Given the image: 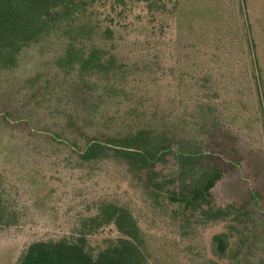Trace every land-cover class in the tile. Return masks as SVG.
Listing matches in <instances>:
<instances>
[{"label": "rangeland", "instance_id": "374dc122", "mask_svg": "<svg viewBox=\"0 0 264 264\" xmlns=\"http://www.w3.org/2000/svg\"><path fill=\"white\" fill-rule=\"evenodd\" d=\"M87 17L110 69L60 68L57 35L0 68V264L62 239L97 255L125 237L110 205L148 264H264V0H97ZM135 141L167 149L146 163ZM206 166L223 176L194 202Z\"/></svg>", "mask_w": 264, "mask_h": 264}, {"label": "trees", "instance_id": "16d2710c", "mask_svg": "<svg viewBox=\"0 0 264 264\" xmlns=\"http://www.w3.org/2000/svg\"><path fill=\"white\" fill-rule=\"evenodd\" d=\"M120 1L148 3L152 0ZM96 2L97 0H0V68L8 70L16 68L19 57L26 47L57 35L66 41L62 55L56 62L60 68L75 71L81 80H85L87 74L110 69L113 65L112 59L106 58L102 54V49L93 47L87 50L85 46V42L92 40L98 33L92 23L87 21V10ZM133 143L131 146L123 144L128 150L137 149L146 153V157L139 152L133 154L144 158L146 163L151 159L154 163L160 151L167 149L156 148L154 144L146 141H140V144L136 141ZM152 150H155L154 154L150 153ZM126 154L132 155V152L128 151ZM196 155L192 152L185 153L189 159H194ZM202 171L203 177L195 185L191 199L194 202L206 203L216 182L222 178L223 172L220 168L210 166L204 167ZM177 201L185 202L187 196L184 195ZM103 214L108 218L107 222L114 221L125 237L111 243L97 255L88 250L85 238L73 241L62 239L35 242L27 248L19 264H148L143 242L138 236L139 228L129 212L110 205ZM1 221L0 204V224ZM225 238V235L214 237L221 254L227 251Z\"/></svg>", "mask_w": 264, "mask_h": 264}]
</instances>
